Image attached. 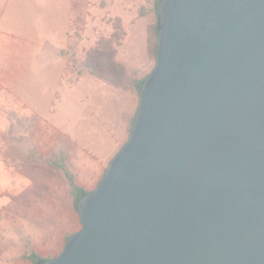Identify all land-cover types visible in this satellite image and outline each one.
Returning <instances> with one entry per match:
<instances>
[{"label": "water", "instance_id": "water-1", "mask_svg": "<svg viewBox=\"0 0 264 264\" xmlns=\"http://www.w3.org/2000/svg\"><path fill=\"white\" fill-rule=\"evenodd\" d=\"M129 137L41 264H264V0H160Z\"/></svg>", "mask_w": 264, "mask_h": 264}, {"label": "rangeland", "instance_id": "rangeland-1", "mask_svg": "<svg viewBox=\"0 0 264 264\" xmlns=\"http://www.w3.org/2000/svg\"><path fill=\"white\" fill-rule=\"evenodd\" d=\"M156 24L155 0L0 1V38L16 53L0 54V264H31L25 251L54 257L81 227L49 160L62 153L77 183L94 189L139 105L129 80L110 83L83 64L109 40L128 73L148 74Z\"/></svg>", "mask_w": 264, "mask_h": 264}, {"label": "trees", "instance_id": "trees-1", "mask_svg": "<svg viewBox=\"0 0 264 264\" xmlns=\"http://www.w3.org/2000/svg\"><path fill=\"white\" fill-rule=\"evenodd\" d=\"M159 5L160 0H155V12L157 17V24L155 27L156 33V46L154 49V55L156 60V52H157V43H158V14H159ZM84 68L116 85H121L123 81L129 80L133 87L136 89L138 94L140 93L141 84L146 77V75L142 77H137L133 74L127 72V70L118 62L114 60L113 48L109 40H102L98 43L96 47L91 49L87 54L86 61L83 64ZM136 115V114H135ZM135 117L133 118L134 121ZM132 121V123H133ZM49 163L51 165L56 166L60 169L69 185V192L72 197L73 207H76L78 200L88 191L85 190L81 185H79L76 181V176L68 164L65 162L64 155L61 153L56 158L50 159ZM23 257L28 259L31 264H41L47 257H42L36 251H25Z\"/></svg>", "mask_w": 264, "mask_h": 264}, {"label": "crops", "instance_id": "crops-1", "mask_svg": "<svg viewBox=\"0 0 264 264\" xmlns=\"http://www.w3.org/2000/svg\"><path fill=\"white\" fill-rule=\"evenodd\" d=\"M1 2L3 1V0H0ZM0 33H1V31H0ZM9 38H11V37H9ZM4 40L2 39V38H0V43H2V49H4V47H3V45H4V42H3ZM29 44H32V42H30L29 41ZM5 49H7V48H5ZM2 50V52H0V54H16L14 51H6V50ZM10 49V47L7 49V50H9ZM11 49H13V47H11ZM23 53V50H22V46L20 47L19 46V52H18V54H22ZM85 190H88L85 186H83V185H81Z\"/></svg>", "mask_w": 264, "mask_h": 264}]
</instances>
